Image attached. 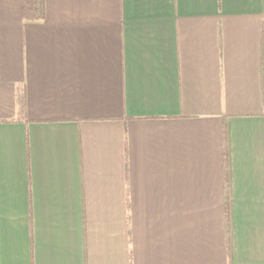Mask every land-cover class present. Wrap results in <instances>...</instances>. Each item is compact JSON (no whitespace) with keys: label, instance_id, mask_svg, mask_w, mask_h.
<instances>
[{"label":"crops","instance_id":"crops-1","mask_svg":"<svg viewBox=\"0 0 264 264\" xmlns=\"http://www.w3.org/2000/svg\"><path fill=\"white\" fill-rule=\"evenodd\" d=\"M0 264H264V0H0Z\"/></svg>","mask_w":264,"mask_h":264},{"label":"trees","instance_id":"trees-1","mask_svg":"<svg viewBox=\"0 0 264 264\" xmlns=\"http://www.w3.org/2000/svg\"><path fill=\"white\" fill-rule=\"evenodd\" d=\"M45 16V0H21V17L26 21H40ZM22 97L18 99V105L23 107Z\"/></svg>","mask_w":264,"mask_h":264}]
</instances>
